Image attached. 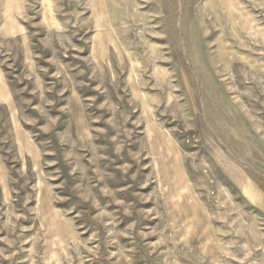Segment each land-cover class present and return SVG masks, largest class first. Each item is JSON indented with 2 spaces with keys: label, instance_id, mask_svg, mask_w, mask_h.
Here are the masks:
<instances>
[{
  "label": "rangeland",
  "instance_id": "rangeland-1",
  "mask_svg": "<svg viewBox=\"0 0 264 264\" xmlns=\"http://www.w3.org/2000/svg\"><path fill=\"white\" fill-rule=\"evenodd\" d=\"M0 264H264V0H0Z\"/></svg>",
  "mask_w": 264,
  "mask_h": 264
}]
</instances>
